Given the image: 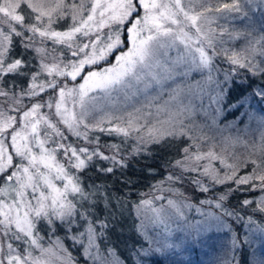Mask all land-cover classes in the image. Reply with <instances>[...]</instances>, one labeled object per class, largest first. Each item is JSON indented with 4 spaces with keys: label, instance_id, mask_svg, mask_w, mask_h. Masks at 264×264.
Wrapping results in <instances>:
<instances>
[{
    "label": "snow or ice",
    "instance_id": "6c2138e0",
    "mask_svg": "<svg viewBox=\"0 0 264 264\" xmlns=\"http://www.w3.org/2000/svg\"><path fill=\"white\" fill-rule=\"evenodd\" d=\"M197 253L264 264V0H0V264Z\"/></svg>",
    "mask_w": 264,
    "mask_h": 264
},
{
    "label": "rangeland",
    "instance_id": "374dc122",
    "mask_svg": "<svg viewBox=\"0 0 264 264\" xmlns=\"http://www.w3.org/2000/svg\"><path fill=\"white\" fill-rule=\"evenodd\" d=\"M192 259L194 262H196V264H199V262H204V264H207L211 257H205L204 255L197 253L193 255Z\"/></svg>",
    "mask_w": 264,
    "mask_h": 264
}]
</instances>
